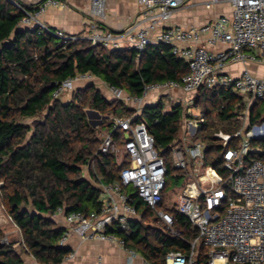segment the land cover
<instances>
[{"label": "trees", "instance_id": "1", "mask_svg": "<svg viewBox=\"0 0 264 264\" xmlns=\"http://www.w3.org/2000/svg\"><path fill=\"white\" fill-rule=\"evenodd\" d=\"M23 16L12 2L0 0V202L20 231L23 253L39 264H61L71 250L59 245L64 229L53 218L57 209L98 210V183L120 185L122 166L114 155L98 152L100 132L109 131L110 122L94 125L90 113L124 118L134 111L122 102L107 100L92 84L76 89L67 103L54 100L53 91L63 81L89 73L106 86L141 96L146 86L179 82L188 73V65L161 43L147 46L138 57L133 49L91 46L80 37L64 41L40 28L23 27L19 24ZM194 103L204 119L201 132L231 136L243 125L246 103L227 88L202 86ZM247 111L249 126L263 122L264 99L254 101ZM182 120V106L166 111L161 99L144 106L134 122L146 125L163 156L179 137ZM114 138L122 144L119 132ZM210 139L202 135L205 163L222 172V154L235 148L239 139L232 138L225 147ZM251 148L245 165L254 160L264 163V139L252 140ZM89 162L93 167L87 179L82 168ZM168 171H173L169 160ZM126 191L141 218L124 229L113 224L107 232L124 240L126 248L149 264H165L170 252L186 253L189 242L197 238L186 217L176 209H166L180 232L179 237L173 236L157 226L154 213L133 188ZM3 237L0 228V264H22L12 242H1ZM197 250L199 263L205 264L207 248L200 242Z\"/></svg>", "mask_w": 264, "mask_h": 264}, {"label": "built area", "instance_id": "2", "mask_svg": "<svg viewBox=\"0 0 264 264\" xmlns=\"http://www.w3.org/2000/svg\"><path fill=\"white\" fill-rule=\"evenodd\" d=\"M9 1L24 14L19 21L21 26L40 28L64 41L73 42L79 38L61 30L53 31L41 21L47 10L66 8L70 0H42L32 11L17 0ZM132 1L140 6L137 22L121 31L96 29L83 39L91 46L110 50L133 49L138 52V57L147 46L161 43L169 46L172 54L188 65V73L179 82L146 86L141 96L107 87L113 100L134 111L131 117L111 118L110 129L102 137L98 149L101 154L114 155L122 166L120 185L98 183V210L84 213L57 209L56 214L63 216L66 226L59 245L65 246L70 236H76L81 242H107L124 249L127 264H132L135 259H139L140 264H149L135 251L126 248L124 240L107 232L113 224L124 229L129 222L140 220L141 214L130 203L126 191L129 188H133L152 210L160 229L180 236L172 214L163 208L168 160L154 147V138L146 125L135 123L134 119L141 114L150 93L160 95L158 102L169 92L182 91L189 97L178 104L183 107V120L179 137L171 143L169 163L171 168L189 178L174 205L197 232V238L189 242L186 253H168L165 264H200L197 250L200 242L207 248L205 264H264V163L254 160L245 165L244 162L246 155L253 151L251 141L264 139V121L252 126L243 122L231 136L220 134V143L224 147L232 138L239 139L235 148H228L222 154V172L206 165V145L193 139L204 123L193 106L200 87L227 88L245 98L249 107L254 101L264 99V79L248 70H243L238 77L225 71L227 66L235 63L264 65V0H227L229 15L195 26L169 24L175 11L191 0ZM106 3L107 0H90L94 18H104ZM217 3L219 0H205L203 6L211 10ZM94 78L89 73L69 78L53 91L52 98L71 94L77 83L93 82ZM115 132L123 137L121 145L114 138ZM181 141L186 145L190 162L186 160ZM217 209L223 211L222 216ZM73 256L71 252L65 260Z\"/></svg>", "mask_w": 264, "mask_h": 264}, {"label": "crops", "instance_id": "3", "mask_svg": "<svg viewBox=\"0 0 264 264\" xmlns=\"http://www.w3.org/2000/svg\"><path fill=\"white\" fill-rule=\"evenodd\" d=\"M17 1L20 2V4L24 7H35L36 5H39L42 0ZM204 1L205 0H201V2L197 0H191L187 2L182 8L175 11L169 24L195 26L201 25L218 16H227L230 14V7L227 3V0L225 1V4L218 7L215 12H209L212 9L206 10L203 6ZM199 7L204 11V13L206 12L207 14H197L193 11V9ZM139 13L140 6H138L132 0H107L104 18H94L91 14L90 0H70L66 8H53L47 10L41 16V21L46 27L52 30H61L67 35L85 38L96 29L101 31L124 30L128 26L137 22ZM123 48L124 47H122V49ZM243 70H248L254 76L264 79V65L235 63L230 64L225 69V71L233 77H238L241 75ZM96 80H98L99 83L105 85L99 79L94 78L93 82L77 83L75 90L84 88L90 84L95 85ZM159 96L160 95L158 93H150L144 102V106L157 103ZM188 97L189 95L184 94L182 91L169 92V95L167 97L165 96L163 99L166 111H169L172 107L182 103ZM166 98L169 99L171 104L166 103ZM243 101L246 103V108L243 112L244 125H246L248 123L247 110L249 109V106H247V101L245 98H243ZM91 115L92 113L90 116ZM105 133L106 132L104 131V134ZM84 178L88 179L89 177L84 176ZM53 218L58 226L65 229L66 226L63 216L55 214ZM14 226L16 227L15 224ZM12 244L14 250L20 255L22 264H39L32 256L23 253L21 249L20 231L17 236L12 238ZM65 246L71 250L74 256L68 260L64 259L61 264H127L126 253L124 249L107 242H81L76 236H70ZM132 264H140L139 259H135Z\"/></svg>", "mask_w": 264, "mask_h": 264}, {"label": "rangeland", "instance_id": "4", "mask_svg": "<svg viewBox=\"0 0 264 264\" xmlns=\"http://www.w3.org/2000/svg\"><path fill=\"white\" fill-rule=\"evenodd\" d=\"M197 1H200L201 0H197ZM225 1L226 0H219V3H217L211 11L209 12H215L216 9H218V7L222 6L223 4H225ZM194 12H196L197 14H207L206 12L204 13V11L199 7V8H195L193 9ZM95 85L94 88H96L97 90L100 91V93L107 98V100L109 101H112V97L108 91V88L106 85H103L101 83L98 82V80L95 81ZM91 85V84H90ZM89 86V85H87ZM72 95L71 94H66L64 95L62 98H61V101L63 103H67L71 100V97ZM166 103L167 104H171L169 102V99L166 98ZM170 106V105H169ZM193 106H195L193 104ZM129 109V108H128ZM131 110V109H130ZM195 113L198 115L199 114V109L197 107H195ZM113 116L112 115H103V116H100L98 114H94L92 113V115L90 116V119L92 121V123L95 125V124H98L100 125L102 122H110L111 118ZM43 116H39L38 119H42ZM27 123H31L30 121H26ZM104 134V131L100 132V136L102 138ZM220 134L222 133H219V132H213L211 130H206V131H203V132H198L197 135L195 136V138L193 137V139L195 141H202V135H208L209 136V139H213V140H216L217 142H221V138H220ZM223 135V134H222ZM188 139L191 141L192 138L188 137ZM210 139V140H211ZM181 146H182V150L183 152L185 153V157H186V160L187 162H190V157L188 156L187 152H186V145L184 143V141H181ZM122 153L124 152L123 149H121ZM163 157L166 159V160H171V149H169L168 151H165L163 153ZM90 167L92 168V163L89 162L88 165H86L85 167L82 168V176H88V170L90 169ZM173 171L168 175L167 177V180H168V184L164 190V202H163V208L164 209H167V210H170V209H176L175 208V201L177 199V196L179 194L182 193L183 191V188H184V185L185 183L189 180L188 177H186L184 175L183 172L181 171H178V170H175L173 167H172ZM202 170H204V166H202L201 168ZM0 187H1V183H0ZM216 212L219 213L220 216L223 215V211L221 209H217ZM0 228L3 230L4 232V237L2 239V243H10L12 242V238L14 236H17V234H19V231L18 229L14 226L13 222L9 219L8 215L5 213L4 211V208L0 202Z\"/></svg>", "mask_w": 264, "mask_h": 264}, {"label": "water", "instance_id": "5", "mask_svg": "<svg viewBox=\"0 0 264 264\" xmlns=\"http://www.w3.org/2000/svg\"><path fill=\"white\" fill-rule=\"evenodd\" d=\"M91 114V113H90Z\"/></svg>", "mask_w": 264, "mask_h": 264}]
</instances>
